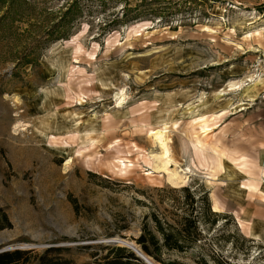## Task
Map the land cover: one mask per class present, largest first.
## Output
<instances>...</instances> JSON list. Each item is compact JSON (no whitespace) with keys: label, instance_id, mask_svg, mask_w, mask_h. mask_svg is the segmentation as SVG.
Here are the masks:
<instances>
[{"label":"rangeland","instance_id":"obj_1","mask_svg":"<svg viewBox=\"0 0 264 264\" xmlns=\"http://www.w3.org/2000/svg\"><path fill=\"white\" fill-rule=\"evenodd\" d=\"M70 3L0 0V250L32 249L17 264L48 247L77 264L106 245L139 250L145 217L175 223L206 195L218 218L163 260L264 264L237 215H264V0ZM155 128L190 168L182 186L152 171Z\"/></svg>","mask_w":264,"mask_h":264},{"label":"trees","instance_id":"obj_2","mask_svg":"<svg viewBox=\"0 0 264 264\" xmlns=\"http://www.w3.org/2000/svg\"><path fill=\"white\" fill-rule=\"evenodd\" d=\"M76 6L78 9V0H71L69 8ZM81 12V11H79ZM187 191V187H183ZM204 201L203 212H196L193 207L187 210L183 215L175 219V223L169 222L164 217H159L155 213H150L153 221V229L149 228L145 222L141 227V232L135 238L139 246V251L150 261L160 262L161 264H180L177 261H164L163 253H182L186 251L193 241L200 235V224H212L216 221L220 212L211 211V206L206 199V195L201 197ZM211 217L210 220L208 218ZM10 226V222L0 207V228ZM104 253L98 256V253H91L93 260L80 264H147L144 259L138 256L131 248L125 245L113 244L102 246ZM52 251L57 254L61 248L48 247L41 254L36 256L35 264H77L70 258L61 255H51ZM32 252V249H12L0 252V264H17L25 254Z\"/></svg>","mask_w":264,"mask_h":264},{"label":"bare ground","instance_id":"obj_3","mask_svg":"<svg viewBox=\"0 0 264 264\" xmlns=\"http://www.w3.org/2000/svg\"><path fill=\"white\" fill-rule=\"evenodd\" d=\"M168 133L169 132L166 128H155L150 130L149 135L152 137L154 142L159 145V149H160L158 154H152V156L155 157V159H157L158 162L157 164L153 165L152 171L162 172L166 174L167 176L166 178L169 180L168 182H170L173 186H182L184 185L187 178V176L184 175V173L190 171V168L189 167L183 168L176 165L177 164L176 161L171 156V151H170L171 149L169 145L171 139ZM173 164L175 165L174 168L171 167ZM179 171H184V172L180 173Z\"/></svg>","mask_w":264,"mask_h":264},{"label":"crops","instance_id":"obj_4","mask_svg":"<svg viewBox=\"0 0 264 264\" xmlns=\"http://www.w3.org/2000/svg\"><path fill=\"white\" fill-rule=\"evenodd\" d=\"M227 157L230 160L227 159L226 161L232 163L231 161H233L234 157L233 156H230L228 154H227ZM223 162L225 163V161H223ZM233 162H235V161H233ZM235 168H237V170H239V167H235ZM223 169H224L223 172L225 174V177H221L220 178V181H224V182L225 181H229V182L233 181L231 174H233L234 170H233L232 173L230 171H232V169H234V168L232 166H230V164L228 165V163H226V165H224V168ZM235 173H238V171H235ZM258 183H260L259 184V187H262V189L260 191L264 193V188H263L264 187V180H263V182H258ZM225 185H226V182H225ZM229 187L227 188L228 191H229ZM236 188H237V190L241 191V193H242V197L241 198L244 199V200H246L248 198L247 197L248 194H251V195L252 194L253 195L254 194L258 195L259 194L258 193L259 191H250L248 188H245V189H243L241 187L240 188L239 187H236ZM248 207H250L249 210H248ZM256 210H257V208L253 209V208H251V206L246 205V206L243 207V210L240 209L238 211V214L237 215H239V217L241 219L247 221L250 224V226H249V232H251V234H252L251 235V238L261 237L263 239V241H264V215L257 214L258 212Z\"/></svg>","mask_w":264,"mask_h":264},{"label":"water","instance_id":"obj_5","mask_svg":"<svg viewBox=\"0 0 264 264\" xmlns=\"http://www.w3.org/2000/svg\"><path fill=\"white\" fill-rule=\"evenodd\" d=\"M113 240V239H112ZM107 241H110V240H107ZM114 241V240H113ZM125 244L127 245V246H129L130 248H132V250L138 255V256H140L142 259H144L145 260V262H147V264H153L147 257H145L134 245H132V244H129V243H126L125 242ZM3 250H6V249H1L0 250V252L1 251H3Z\"/></svg>","mask_w":264,"mask_h":264}]
</instances>
